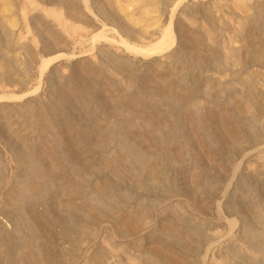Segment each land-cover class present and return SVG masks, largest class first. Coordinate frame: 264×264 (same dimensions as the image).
I'll list each match as a JSON object with an SVG mask.
<instances>
[{
  "label": "rangeland",
  "instance_id": "obj_1",
  "mask_svg": "<svg viewBox=\"0 0 264 264\" xmlns=\"http://www.w3.org/2000/svg\"><path fill=\"white\" fill-rule=\"evenodd\" d=\"M263 248L264 0H0V264Z\"/></svg>",
  "mask_w": 264,
  "mask_h": 264
},
{
  "label": "bare ground",
  "instance_id": "obj_2",
  "mask_svg": "<svg viewBox=\"0 0 264 264\" xmlns=\"http://www.w3.org/2000/svg\"><path fill=\"white\" fill-rule=\"evenodd\" d=\"M175 8V7H174ZM45 11H46V13L48 14V15H50L51 17H53L55 20H56V22H58L60 25H62L63 27H64V29H70L74 24L72 23L71 25H67L66 24V22L64 21V17L62 16V15H60L57 11H55V10H53V9H45ZM174 12H175V9L172 11V13H171V20H170V23L172 22V18H173V15H174ZM75 17V16H74ZM74 20V23L76 22V21H78L79 20V18H76L75 17V19H73ZM167 26H170V24L169 25H167ZM170 28H171V26H170ZM159 35H160V40H159V43H157V44H159V46H161V47H163V46H169V45H171L173 42H174V34H172V30L171 29H169V28H165V29H163L160 33H159ZM158 47V46H157ZM129 48V47H128ZM153 47H149L148 48V51H150L149 49H151V50H153L152 49ZM155 48H156V46H155ZM155 48H154V50H155ZM138 49V48H137ZM135 50V49H134ZM146 50V49H145ZM144 50V51H145ZM158 50V49H157ZM156 51V50H155ZM154 51V52H155ZM141 52V51H140ZM151 52V51H150ZM153 52V51H152ZM149 53V52H148ZM147 53V54H148ZM140 54V53H139ZM149 54H151V53H149ZM148 54V55H149ZM62 55V54H61ZM141 55H142V52H141ZM146 55V54H145ZM60 57V55H54V56H52L51 58H49L48 60H54L55 58H57V57ZM47 60V61H48ZM125 217V216H124ZM264 249V248H263ZM163 253V252H162ZM161 254V253H160ZM161 259V258H160Z\"/></svg>",
  "mask_w": 264,
  "mask_h": 264
}]
</instances>
